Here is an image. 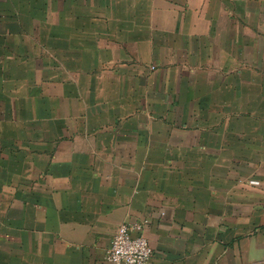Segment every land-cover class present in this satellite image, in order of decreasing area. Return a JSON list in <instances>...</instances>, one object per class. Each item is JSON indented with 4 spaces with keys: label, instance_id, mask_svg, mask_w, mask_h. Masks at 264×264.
Returning a JSON list of instances; mask_svg holds the SVG:
<instances>
[{
    "label": "crops",
    "instance_id": "crops-1",
    "mask_svg": "<svg viewBox=\"0 0 264 264\" xmlns=\"http://www.w3.org/2000/svg\"><path fill=\"white\" fill-rule=\"evenodd\" d=\"M122 225L264 264V0H0V264H108Z\"/></svg>",
    "mask_w": 264,
    "mask_h": 264
},
{
    "label": "built area",
    "instance_id": "built-area-1",
    "mask_svg": "<svg viewBox=\"0 0 264 264\" xmlns=\"http://www.w3.org/2000/svg\"><path fill=\"white\" fill-rule=\"evenodd\" d=\"M142 227L122 225L111 241L107 254L108 264H148L153 251L143 236H133Z\"/></svg>",
    "mask_w": 264,
    "mask_h": 264
},
{
    "label": "rangeland",
    "instance_id": "rangeland-1",
    "mask_svg": "<svg viewBox=\"0 0 264 264\" xmlns=\"http://www.w3.org/2000/svg\"><path fill=\"white\" fill-rule=\"evenodd\" d=\"M7 22L9 23V21L7 20Z\"/></svg>",
    "mask_w": 264,
    "mask_h": 264
}]
</instances>
